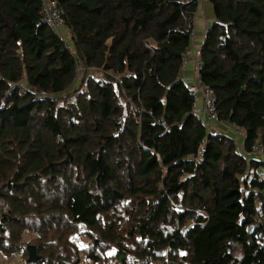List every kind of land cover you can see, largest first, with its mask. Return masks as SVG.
<instances>
[{
  "label": "trees",
  "instance_id": "trees-1",
  "mask_svg": "<svg viewBox=\"0 0 264 264\" xmlns=\"http://www.w3.org/2000/svg\"><path fill=\"white\" fill-rule=\"evenodd\" d=\"M53 1L69 49L0 0V264H264V0H208L197 52L242 147L180 78L196 0Z\"/></svg>",
  "mask_w": 264,
  "mask_h": 264
},
{
  "label": "built area",
  "instance_id": "built-area-1",
  "mask_svg": "<svg viewBox=\"0 0 264 264\" xmlns=\"http://www.w3.org/2000/svg\"><path fill=\"white\" fill-rule=\"evenodd\" d=\"M41 15L43 24L47 25L50 30L62 37L60 29L64 28L65 21L53 0H42ZM63 39L65 40V47L69 49L70 44L68 38ZM188 61L193 62L196 74L193 81L187 83L193 103L198 107V111L207 127H209V124H219L218 116L215 113V95L211 90L204 86L198 76V70L200 69L201 63L197 56H193L188 52L183 56L180 66L181 74L186 70V64ZM89 73L92 76L100 77L99 72L89 71ZM249 156L264 163V147L259 143H255L249 152ZM17 259L18 264L25 263L21 256Z\"/></svg>",
  "mask_w": 264,
  "mask_h": 264
},
{
  "label": "crops",
  "instance_id": "crops-1",
  "mask_svg": "<svg viewBox=\"0 0 264 264\" xmlns=\"http://www.w3.org/2000/svg\"><path fill=\"white\" fill-rule=\"evenodd\" d=\"M197 12L194 19V28L192 33L191 44L188 49V53L193 56H197L199 48L202 46L206 32L210 29L214 22L212 6L208 0H196ZM195 67L192 61H188L186 64V70L181 74L180 78L185 83H191L195 78ZM223 126V129H222ZM211 133L216 130L218 134H224L235 140L239 147H242L243 133L241 130L235 129L231 125L226 123L211 124L209 126ZM218 130V131H217ZM264 175V167L261 169Z\"/></svg>",
  "mask_w": 264,
  "mask_h": 264
},
{
  "label": "water",
  "instance_id": "water-1",
  "mask_svg": "<svg viewBox=\"0 0 264 264\" xmlns=\"http://www.w3.org/2000/svg\"><path fill=\"white\" fill-rule=\"evenodd\" d=\"M26 250H27V254H28L27 262L28 263L37 262L38 257L36 255L35 248L33 246H28V247H26Z\"/></svg>",
  "mask_w": 264,
  "mask_h": 264
},
{
  "label": "rangeland",
  "instance_id": "rangeland-1",
  "mask_svg": "<svg viewBox=\"0 0 264 264\" xmlns=\"http://www.w3.org/2000/svg\"><path fill=\"white\" fill-rule=\"evenodd\" d=\"M60 33H61V35H62V37H64V38H68V36H67V32H66V30L64 29V28H62V29H60ZM219 125V124H218ZM209 126H211V124H209ZM222 129H223V126H222ZM208 131H210V128H208ZM218 131V130H217ZM214 133H217L216 132V130H214L213 131ZM239 148V147H238ZM240 149V148H239ZM19 257V255H17V257L13 260V262L11 263V264H18V258Z\"/></svg>",
  "mask_w": 264,
  "mask_h": 264
}]
</instances>
